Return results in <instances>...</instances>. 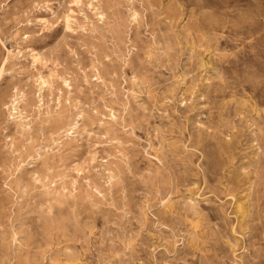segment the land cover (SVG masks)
<instances>
[{
  "label": "rangeland",
  "instance_id": "374dc122",
  "mask_svg": "<svg viewBox=\"0 0 264 264\" xmlns=\"http://www.w3.org/2000/svg\"><path fill=\"white\" fill-rule=\"evenodd\" d=\"M142 3L0 0V252L10 259L14 233L25 264H224L256 247L264 190L240 169L264 148V97L213 79L232 55L211 31L222 4L178 0L141 24ZM41 30L62 39L39 46ZM19 92L25 130L12 120Z\"/></svg>",
  "mask_w": 264,
  "mask_h": 264
},
{
  "label": "clouds",
  "instance_id": "9594fccd",
  "mask_svg": "<svg viewBox=\"0 0 264 264\" xmlns=\"http://www.w3.org/2000/svg\"><path fill=\"white\" fill-rule=\"evenodd\" d=\"M202 2L203 0H197V3ZM177 3L178 0H143L141 24L144 23L143 17L147 13L165 19L170 9ZM220 3L221 14L218 23L211 27V31L215 33V39L222 41L224 47L232 51V55L219 67V72L213 79L219 81L217 87H229L241 94H246L249 90L254 94L260 92L264 97V91H261L264 89V0H220ZM201 21L203 25H207L205 17H201ZM56 25L57 21L53 19L52 28L55 29ZM34 39L37 45L48 47L62 39V36L59 31L45 34L41 30L35 34ZM257 116L264 121V109H259ZM251 119L249 114V120ZM211 161L212 154L209 153L208 174L216 179ZM160 163L161 165L166 163L163 156ZM240 172L243 177H255L251 181L252 185L264 190V148L258 152L257 159L241 168ZM211 194L210 192L209 195ZM202 202L211 203L207 197L202 198ZM208 211L209 215L215 214L212 207ZM255 240L258 242L256 247L250 242L247 247L239 249L235 259L225 257L224 264H257V249L264 252V231H259ZM24 247V241L17 239L14 233L7 242V252L11 253L14 259L0 252V264H25L24 258L18 255ZM187 264L199 262L190 261ZM215 264L220 262L216 261ZM261 264H264V258H261Z\"/></svg>",
  "mask_w": 264,
  "mask_h": 264
},
{
  "label": "bare ground",
  "instance_id": "6f19581e",
  "mask_svg": "<svg viewBox=\"0 0 264 264\" xmlns=\"http://www.w3.org/2000/svg\"><path fill=\"white\" fill-rule=\"evenodd\" d=\"M137 14V13H136ZM136 17V16H135ZM137 18V17H136ZM135 18V19H136ZM138 19V18H137ZM136 22V21H135ZM157 54V53H156ZM9 55V54H8ZM4 64V63H3ZM43 85L46 84V82L42 83ZM24 94L19 92L16 94V96L12 100L11 108H12V120H14L16 123L19 124V126L22 129H26L28 126L26 123L28 122V117L25 114L24 108L22 107V104L24 102ZM168 119V118H167ZM76 125V124H75ZM77 128V125L74 126L73 128H69L67 133L70 135L74 134L75 130ZM234 166V165H233ZM228 176V175H227ZM164 208V207H163ZM236 213V212H235Z\"/></svg>",
  "mask_w": 264,
  "mask_h": 264
}]
</instances>
